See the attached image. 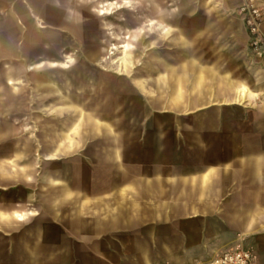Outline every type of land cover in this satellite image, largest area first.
<instances>
[{
	"label": "crops",
	"instance_id": "0c3cea01",
	"mask_svg": "<svg viewBox=\"0 0 264 264\" xmlns=\"http://www.w3.org/2000/svg\"><path fill=\"white\" fill-rule=\"evenodd\" d=\"M140 1L0 0V72H6L2 86L8 88L0 90V112L9 113L12 105L5 103L24 93L15 86L24 83L46 85L44 91H32L37 108L62 115L43 152L45 160L67 158L62 169L68 179L63 184L62 177L43 173L42 187L54 186L51 202L57 212H38L49 215L54 239L68 235L85 242L146 225L200 219L179 229L176 239L171 234L157 238L153 230L143 237L146 242L134 237V252H93L99 264H214L215 251L241 241L252 250L254 264H264V62L247 51V35L236 14L245 0H175L169 9L145 0L150 9L145 14L137 11ZM258 2L264 9V0ZM121 10L130 11L138 26L123 30L104 23L103 30L116 43L103 49L95 18ZM24 20L26 30L20 25ZM112 30L121 35L113 37ZM53 44L55 49L48 51ZM99 49L98 68L128 78L133 94L147 98L152 108L184 113L217 103L213 112L219 113L222 104L230 107L227 124L197 122L194 127L199 133L225 131L209 140L193 138L190 153L167 156L162 154L167 122L116 120L120 101L86 108L83 92L105 85L83 71ZM76 53H81L77 59ZM18 64L34 67L15 77ZM135 64L140 70L135 71ZM44 70L54 73L45 80L27 77ZM174 123L180 128V122ZM187 159L191 165L181 168L161 163ZM32 167L26 150H0V183L20 178L31 183ZM61 206L69 212L65 219ZM4 210L1 222L26 217L20 210ZM41 229L37 242L45 236Z\"/></svg>",
	"mask_w": 264,
	"mask_h": 264
},
{
	"label": "rangeland",
	"instance_id": "374dc122",
	"mask_svg": "<svg viewBox=\"0 0 264 264\" xmlns=\"http://www.w3.org/2000/svg\"><path fill=\"white\" fill-rule=\"evenodd\" d=\"M154 1L156 7L158 5L163 9L174 8L176 5L175 0ZM149 10L150 9H148L145 0H141L138 4V13L145 14ZM140 18L147 17L140 16ZM95 21L102 29L98 39L102 42L100 47L103 49L106 46L105 44L116 43V41L108 35V32L103 30L104 23L115 29L121 27L123 30H133L139 23V21H136L135 18L132 17L131 12L128 10H121L114 15L105 18H95ZM20 25L22 29L26 30L28 22L26 20L20 21ZM112 33H114V35H112L113 37L115 35H121L118 30H112ZM0 35H4V33L0 32ZM146 42L147 39L144 38L140 46L142 47ZM140 46L139 51L141 49ZM54 49L55 44L50 45L47 50L53 51ZM3 67L2 61L0 60V68ZM134 67L135 71L140 70V65L135 64ZM107 75L113 82L122 81L126 82L124 84H128L124 89L111 92V97L102 104L103 106L114 105L121 99L123 100L122 106L119 108L120 110L115 112L113 117L116 116L119 120L124 121H163L168 123H166L168 128L163 130L166 134L164 141H162L165 144L164 152L162 153L163 155L174 156L175 154L182 153L181 156H183V153L187 154L192 152L193 144L191 142H193L195 131H197L194 128L197 122H204V124L206 123L208 126L212 121H219L223 124L230 122V107H227L224 104L219 106V113L213 112L214 109L217 108L214 107L217 106V103H215L214 106H212L211 103H207L198 109L184 113H175L167 110L164 111L156 106L152 108L150 103L148 104L147 98L137 97L133 94L131 85H129L130 80L128 78L118 76L112 72H107ZM15 86H21L24 93L20 97L10 99L9 102L6 101V106L12 105L8 114L1 116L2 112H0V127L3 133L2 138L4 140V143L0 144V150L14 145L17 148L26 150V152L29 153L30 161L34 164L33 176L35 179V185L38 177L43 171L56 168L62 169L68 162L67 158L45 160L43 155L44 145L50 140L48 138L50 134H45V132L46 130L48 133L56 132L59 129V127L57 128L56 126H59L62 115H52V113L49 112L50 108H43L41 110L37 108L34 102V94L32 93L29 84L18 83ZM151 99L156 101L155 97ZM3 107L4 106L1 103L0 111ZM86 111L87 110L84 109L83 113H87ZM176 121L181 123L180 128L175 127L174 122ZM2 122L4 123L2 124ZM5 124H8L10 129L4 128ZM148 131L152 132L153 130ZM203 131L204 132L200 134L209 140L212 137L216 138L220 135L221 131L225 130H221L219 133L211 132L210 129H204ZM204 147L207 148V146ZM161 163L164 165L171 163V166L181 168L186 165H191L192 161L187 159L170 162L163 161ZM17 182V180L14 181L11 179L8 182L0 183V209H5L4 211L20 210L26 213V217L22 220H16L14 218V222L16 223L11 227H6L0 221V264H24V252L21 251V248L23 249L24 243H27L29 247L33 246L31 235L34 229L39 225L46 230L44 238L36 244V251L43 260L40 264H99V258L98 256H94L93 252H134V237H139L140 243L146 242L143 237L146 236L147 232L153 230L157 238L171 234V238L176 239L178 238L179 229H182L188 223L192 224L193 222L200 220L197 215L191 218L187 217V221H182L183 224L146 225L139 229H131L126 232L114 234L108 240L85 242L72 239L68 235H64V239L56 240L51 234V229L53 228L51 227V224H49V215L46 216L45 213L38 212L40 210V205L33 194L28 197L26 202H23L22 192L26 191L28 188H26L23 183ZM61 232L63 233V231ZM238 247H241L248 252H252V250L245 247L241 241L234 247L230 248V246H228L215 251L216 253L213 256ZM84 252H91V256H84Z\"/></svg>",
	"mask_w": 264,
	"mask_h": 264
},
{
	"label": "water",
	"instance_id": "95a60500",
	"mask_svg": "<svg viewBox=\"0 0 264 264\" xmlns=\"http://www.w3.org/2000/svg\"><path fill=\"white\" fill-rule=\"evenodd\" d=\"M0 20L2 21V18H0ZM101 51H102L101 49L95 51L93 57L88 59L89 61L86 62L85 66L83 68V71H85V69L86 70L88 69L94 75V77H97L99 81L103 80V82L105 83V85H103V86L95 84L92 89L87 88L86 91L83 92L84 99L88 101V104H86V108H88V107L91 108V107H94V106H97V105L100 107V105H102L104 103V101H106L109 97H111V92H114L116 90L119 91V89H124V87L128 86V84H124L126 82H122V81L113 82V81H111V79L108 78L107 72H104V71H102V70H100L98 68L97 63L100 61V59L102 57L101 56ZM79 56H81V53H76L74 58L77 59ZM62 59H63V61L66 62L65 58H62ZM27 60L29 62L31 60V58L28 57ZM73 60L74 59L71 58V61H73ZM42 63L43 62H41V64ZM43 65L44 64H42V66ZM32 67H34V66L27 67V65H25V67H24L23 64H18V65L13 66V68H14L13 71L16 72L15 77L23 76L24 75V71L27 70L28 68L31 69ZM5 73L6 72H3V71L0 72V90L2 92H6L7 89H8V88H5V87L2 86V84H3V82H4L5 78H6L5 77ZM52 73H54V72L44 70V72L41 73V74L32 73V74H28L27 77H29L32 80H35V79L45 80L48 76H51ZM70 76L73 77L74 75L71 73ZM130 83H131V81H130ZM47 88L48 87H46V85H44V84L42 85V87L40 86V88L35 87L34 84H33V86H31V90L33 91V93H35V92H37L39 90H43L44 91ZM15 90H19V89L17 87H15ZM117 103H119V101ZM122 103H123V100L121 99L120 100L121 106H122ZM1 114H2L1 116H4L5 113H1ZM116 120H118L117 117H116ZM3 123L4 122H2V124ZM56 127L58 128L59 126H56ZM4 128L10 129V126L8 124H5ZM2 134L3 133H2V130H1V127H0V144L4 143V140L2 139ZM45 134H50L48 138H52L54 136L53 135L54 132H51V133L49 132L48 133L47 130H46ZM194 135H195L194 138L202 136L199 132H196V131H195ZM202 137L204 138V140L207 139L204 136H202ZM44 138H46V137H44ZM10 148L13 149L14 151H21L22 150L21 148L15 147V145L11 146ZM193 148H194V146H193ZM196 149L198 150V148H196ZM43 155H44V153H43ZM29 170H30L29 174H30V177H31V180H32L31 183H24V178L17 179L19 182L23 183L26 188H28L27 189L28 191H30V192H28L26 190V191L22 192V199L26 201L28 199V197L31 194H33L34 197L39 202L40 210H45L51 215L53 213H56L57 210L53 208L52 202H51V199L54 197V192H53L54 186L49 183L48 185L45 184V186L42 187V184H41L42 183V175H43V173L50 172V173H52L55 176V178L59 177V176L62 177L63 182H64L63 184H66L67 183V179H68L67 178V170L65 168H64V170L63 169L62 170H56V169L45 170V171H43L40 174V176L38 177L35 185H34L35 179H34V176H33V167L31 169H29ZM71 174H73V172H71ZM0 180H1V176H0ZM71 182H72V180L70 181V183ZM64 204H66V203H64ZM64 204H62L63 207L66 206ZM62 206L60 207L59 213H60L61 219H63V218L65 219V217L68 215L69 212H67V210H65V208H62ZM75 222L80 224L81 220L75 219ZM2 223L6 227H11V226H14V224H15V222L12 220V217L10 219L2 222ZM41 228L42 227H40V226L36 227L34 229L32 235H31V238H32V241H33V243H32L33 246L29 247L27 245V243L23 244V250H25V252L23 253V263L24 264H40L43 261L41 259V256L36 252V244H37L36 239L41 235V232H42Z\"/></svg>",
	"mask_w": 264,
	"mask_h": 264
},
{
	"label": "built area",
	"instance_id": "2783aa9c",
	"mask_svg": "<svg viewBox=\"0 0 264 264\" xmlns=\"http://www.w3.org/2000/svg\"><path fill=\"white\" fill-rule=\"evenodd\" d=\"M247 35V50L254 60L264 62V9L258 0H245L236 11ZM251 252L241 247L214 256V264H254Z\"/></svg>",
	"mask_w": 264,
	"mask_h": 264
},
{
	"label": "bare ground",
	"instance_id": "6f19581e",
	"mask_svg": "<svg viewBox=\"0 0 264 264\" xmlns=\"http://www.w3.org/2000/svg\"><path fill=\"white\" fill-rule=\"evenodd\" d=\"M103 13V12H102ZM113 50H115V47L112 48ZM122 63V62H121Z\"/></svg>",
	"mask_w": 264,
	"mask_h": 264
}]
</instances>
